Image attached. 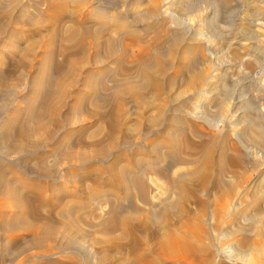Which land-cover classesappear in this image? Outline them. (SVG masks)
<instances>
[{"label": "bare ground", "instance_id": "bare-ground-1", "mask_svg": "<svg viewBox=\"0 0 264 264\" xmlns=\"http://www.w3.org/2000/svg\"><path fill=\"white\" fill-rule=\"evenodd\" d=\"M119 1L39 0L32 13L27 8L31 1L0 0L1 94L5 95L6 88L10 90V85L13 84L19 89L18 97L15 96L18 103L25 105L9 104L7 98H0V143L5 144V147L0 145V262L7 254L19 256L29 251L52 247L62 253L79 255L83 259L80 264H229L214 252V244H211L214 239L210 240L207 230L191 221L196 216H190L184 206L185 203L192 202L196 188L200 185L207 186L214 165H218V168L216 183L214 181L213 184L224 193L223 198L226 195L232 197L234 193H238L236 189L240 184L247 183L241 178L237 180V184L232 179V185H222V179L227 173L224 168L226 153L223 150L216 159L211 146L199 147L193 141L201 136L199 127L186 117L188 113H184L192 104V98L186 96L188 93H193L195 98L205 95L206 99L202 102L205 105L218 104V82H229V77L218 75V69L215 71L211 68L210 73H205L191 62L195 54L193 51L192 55L193 40L188 37L189 34L185 38L174 37L167 52L152 53L150 57L148 49L139 44L137 40L145 38L151 31L156 34L158 41L162 40L161 29L167 28L168 16L166 19L163 17L171 5L170 0H150L149 8L145 0ZM237 1L242 3L244 0ZM144 4L150 16L153 15L148 20H140L143 13L139 7L143 8ZM253 7L255 6L250 8ZM259 10L257 7L256 11L260 12ZM161 18L166 21H161ZM246 18L243 19L246 21ZM29 25L40 30L45 28L48 37L40 44L38 41L34 42L35 45L31 43L33 38L28 39L27 42L32 45L28 43L29 47H21L22 67L37 61L35 75L28 77L26 83L25 78L11 80L3 67L9 58L6 49L12 47L16 52L24 40L16 31L18 26ZM244 37H239L236 42L242 52L258 53L256 47L255 50L251 49L252 42ZM129 49H132L131 53ZM59 57H63L61 63L58 62ZM130 61H138L136 70L128 69L127 62ZM232 69L221 70L228 74ZM173 71L180 74V91H174L179 82V74L171 75ZM109 83L113 86L107 89ZM127 97L133 99L140 109L132 130L123 119L129 114L123 109V101ZM237 104L229 103L233 108ZM63 109H66L65 116ZM148 109L152 111L145 112ZM81 116L95 121L87 126L86 120L80 119ZM237 118L238 122L243 123L245 115ZM96 121L98 130L88 134ZM129 131L134 137L126 136ZM103 133H107L108 143H95V138ZM118 134L124 136L120 139L116 137ZM66 135L68 140L70 138L69 141L66 140ZM263 136V131L259 129L257 138L262 139ZM232 150L234 157L227 163L239 170L245 161L243 147H234ZM184 152L191 161L183 157ZM13 154L35 159L40 169L35 177L39 181L48 179L47 182H36V179L29 183L25 177H14L15 183L10 180L8 175L15 174L14 166L18 165L8 159ZM56 155L59 157L55 164L64 166L65 173H55L57 171H50L44 165L47 159L49 161ZM188 169L190 171L185 172ZM157 175L169 182L172 197L176 198L170 197L163 201L158 212L133 207L131 199L134 197L143 203L148 201L151 190L148 179ZM64 178V184L70 186L68 189L61 185ZM87 181L93 183L88 193L84 189ZM195 183H199L196 190ZM55 191H63L64 195L56 197ZM66 198L77 201V206L67 204ZM112 199L116 203L121 200L123 202L119 206L114 202L113 209L109 212H105L106 208H101L103 213L98 218L100 222L95 226L88 225L89 210L94 212L102 202ZM129 200L131 202L125 206L124 202ZM232 204L230 207H233ZM228 205V202H219L216 211H213L215 217L220 220L227 214ZM41 208H48L55 213L57 220L52 216H41ZM155 208L158 210V207ZM74 209L83 213L78 215L71 211ZM205 209L206 207L202 208ZM96 227L97 234L105 237L106 241L99 242L97 237H92L91 230ZM18 240L21 243L15 246ZM245 248L247 251L244 254L254 251L260 256V260H264V244L258 249ZM38 258L40 256H34L31 261ZM32 264H40V261Z\"/></svg>", "mask_w": 264, "mask_h": 264}, {"label": "rangeland", "instance_id": "rangeland-1", "mask_svg": "<svg viewBox=\"0 0 264 264\" xmlns=\"http://www.w3.org/2000/svg\"><path fill=\"white\" fill-rule=\"evenodd\" d=\"M28 1L29 2L31 1V2L29 5L30 8L28 6L27 8L29 9L30 12L32 11L33 13L35 6L37 2H39V0H28ZM149 1L150 0H145V4L147 6H148ZM119 2H122V0H120ZM243 2L244 3L246 2V3L244 4ZM145 4L143 5V8L142 6L139 7V10L142 9L140 10V12L143 13L140 20H146V19L148 20L149 18L153 17L152 14L150 16L149 14L150 12L147 9L149 8V6L147 7ZM170 4L171 5L168 6V10L166 12L170 10L171 11L168 13L165 12L164 14L165 16L163 17L165 18L168 16L167 19L165 18L167 21L163 18L160 19L161 21L165 20L167 22V28L169 29V30L167 28H164L165 30L161 29V31L163 30L161 34L162 40L158 41L156 38V34L153 31H151V33L148 32L145 35V38L138 39L137 41L139 42V44H141V46L143 45L148 49L147 53L150 57L151 55H153L152 53L157 54L160 51L167 52L170 49L169 44L173 40H175V38L177 37L179 39L185 38V36L189 34L188 37L192 38L193 40V43H191L192 44L191 46H193L192 49H194L192 50V55L195 54L194 56H192L191 62L193 61L192 63L195 66H197L200 71H204L205 73H207L208 71H209L208 73H210L212 70L215 69L216 71L218 69L220 70V71L217 70L218 75H222V76L227 75L229 77V82L221 83L219 80H218L219 82L217 81L219 83L216 88L217 89L216 92L219 93L217 94L219 98V100H217V102L219 101L218 104L214 106H211V105L209 106V104L207 105L206 103L205 105L204 103H202L204 102L203 100L206 99L205 95L204 97L196 96L195 98L193 97V93H190L191 95L188 93L186 96L188 98H192L191 100L192 102L190 101V104L191 103L192 104L188 106L189 107L188 110L185 109L184 113L185 114L188 113L186 114V117L187 118L189 117L190 119H192L190 120L188 118L190 121H192V124L194 122L199 127L198 132H199V136L200 134L201 136L199 138H195V140L193 139V141L199 147L211 146L212 147L211 149L214 150L213 151L214 157L216 155L215 157L216 159H218L220 153L223 150H224L223 152L226 153L224 154L225 155L224 157L225 165H226L224 168H225V171H227V173L222 179V185H225V186H229L230 184L232 185V182H234V180L236 181L234 182V184H237L238 183L237 180L239 181L241 178L247 181V183L245 182L243 185L240 184L239 187L236 189L239 195H237L238 193H234L232 197H228L225 194L226 197L223 198L222 195L224 193L217 190L216 187L214 186L215 184H213V182L216 180V177H217V168H218L217 167L218 165L216 166L214 165V167L212 168L210 172L209 179L206 184L207 186L200 187L201 185L199 186V183H195L194 184L195 187L193 185L194 189L198 186L199 187L196 188L197 190L195 189L196 192L192 196V199H191L192 202L191 203L188 202L189 205L185 203L184 205L185 209L189 212L190 216H194V217L196 216L191 221L200 225V227L205 228L207 232L209 233L210 240L214 239L213 241H211V244L212 245L214 244L213 245L215 248L214 252L218 253L217 255L219 256V258H222L224 261L229 262V264H264V260H260V256H258L254 251H251V252L249 251L247 253L248 255L244 254V252L247 251L245 246L249 250L250 248H254V247L258 249L259 246H263L264 244V146H263L264 138L262 139H260L259 137L257 138L259 129L263 131V135H264V130H263L264 128V13H263L264 12V0H246V1L244 0L242 1V3L241 2L238 3L237 0H174V1L170 0ZM252 5H254L255 7L250 8L252 7ZM33 6L34 8H32ZM170 7H172V9H170ZM257 7H258V10L261 9V11L259 10L260 12L256 11ZM259 7H262V8H259ZM44 8L46 7L44 6ZM252 10H255V11H252ZM251 11L254 13L251 14L252 13ZM146 12L147 13L149 12V13L147 14ZM242 17L243 18L247 17L246 21ZM18 27L17 28L19 30L17 29L16 31H18V33L22 35L24 40L23 42L19 44V48H17L19 50L15 48V50H17L16 52L14 51L12 47L10 48L12 49L11 52H10V49H6V51H8L7 57L9 58H7L6 65L3 67V69L7 71L8 75H10L11 80L16 81L17 77H20V78H25L26 83H27L28 79L31 76L35 75L34 73L37 70L36 69L37 61H34L33 64H28V65L26 64L25 67H22L21 62H20L23 59V54H21L20 52L21 47L23 46L22 49H24V47L30 44L29 41L27 42L28 39L29 40L34 39L33 41H31V43L34 45L36 44L34 42H37V41H38L37 43L40 44L42 40L47 39L48 34L45 31V28L43 27L41 30L40 28H36L33 25H29L26 27H21V26H18ZM241 36L242 37L245 36L244 37L245 39L248 38L247 40L250 43L252 42L251 49L255 50V47H256V50L258 53L253 54V52H249V53L242 52L243 51L242 48L236 45L237 39ZM260 38L262 39V41ZM35 39L37 40L35 41ZM183 43L181 45H183ZM9 44L10 43H7V45ZM37 48H38V51L40 52L39 46ZM131 50L132 49H129L128 51L131 53ZM18 51L20 52V54ZM193 51H194V54H193ZM235 51L236 53H234ZM17 55L20 56L21 58L18 57ZM62 61H63V57H59L58 62L61 63ZM18 63L21 65L22 68L19 67L20 65ZM138 65H139L138 61L127 62L128 69L132 71L136 70ZM201 67H203V69ZM225 68L226 69L233 68V69L230 70L227 74V73H224L223 70H221ZM175 73L176 75L179 74L176 71H173L171 75ZM177 78L181 79L180 74L177 75ZM180 79H179L178 85L174 87V91L178 90L179 88L181 89L182 82L180 81ZM107 86H108L107 89L108 88L110 89L113 85L109 83V85ZM13 87L14 85L11 84L10 90L9 88H6L5 95L1 94L3 90L0 89V98L2 97L7 98V100H9L8 101L9 104L16 103L17 105L20 104L21 106L24 107L25 105L20 102L18 103V100H17L19 89H16L15 87L14 89ZM9 91L10 93L8 94ZM124 101H123L124 112L128 111L129 114H126L123 119L126 120V122L129 124L132 130V126L136 123V120L138 118L136 116L140 109L137 108L138 105L133 99L127 97ZM240 101L242 103H240ZM230 102H236L238 104L237 106L233 108V106L229 105ZM153 103H155V101ZM126 106H127V109H125ZM236 108L238 111L236 110ZM226 109L230 111H227ZM63 110H62L63 111L62 113L64 114L63 116H65L66 109H63ZM150 111H152V109H148L145 112H150ZM246 114H247V117H246ZM239 115L241 116L245 115V118L242 120L243 123L238 122L237 117ZM80 119L86 120L87 126L90 125L89 123H93L95 121L91 118H88L87 116H81ZM256 123L260 124V126ZM255 125L256 126L258 125V126L256 127ZM245 128H247V130H245ZM97 130H98V127H97V121H96L95 125L91 127L90 131H88L89 132L88 134L94 133ZM200 130L201 131L203 130L204 132H201ZM254 135H256L255 138L257 139L253 138ZM106 136H107V133H103L101 134V136L98 135L94 140V141H97L95 143H98V142L103 143V144L108 143L109 138L108 136L107 137ZM123 136H121V134H118L116 137L121 139V137ZM126 136L134 137V134L131 131H129L126 133ZM249 136L250 138L248 139ZM66 138H67L66 140H68V135H66ZM258 141H262V142H258ZM0 145L2 147L3 146L5 147V144L3 143H0ZM234 147H243V150H244L243 155L245 157V161L239 170H236L235 168L231 167V165L227 163V161L230 160V158L232 160V158L234 157V154L232 152L233 151L232 149ZM225 149L227 152L225 151ZM184 153H183V157H185L186 160L190 159V157L186 154V152ZM53 157H51L49 161L47 159V161L44 162V165L46 166V168L53 172L57 171L55 173H58V172L65 173V171L63 170L64 166L55 164L57 163L56 161L58 160L59 156L56 155ZM8 159L10 162L13 161V163L18 164L14 166L15 167L14 170H16V173L15 174L10 173V176L8 175V178H10V180H12L14 183L16 182L15 178L20 179L21 177L23 178L25 177V179L29 183L34 182L37 179L35 177V174L37 175L40 169H39V165L35 163V159L31 157L23 158L21 154L20 155L13 154ZM188 161H191V159ZM145 164L146 162L143 165ZM242 168L244 169L246 168L245 171H243ZM188 171L190 170L188 169L185 172H188ZM233 173H235L234 176H232ZM215 174H216V177H215ZM33 175L34 177L32 178ZM47 180L39 181V179H37L36 182L45 183L47 182ZM62 180H63V183L61 182V185L63 184V186H67L65 185L66 179L64 178ZM64 181H65V184H64ZM166 182L168 181L161 178L160 176L158 177V175L152 176V178L150 176V178L148 179V184H149V190L150 189L151 190L149 191L148 201L146 203H143L139 198L134 197L131 199L133 200L132 202L131 200L126 201L124 202V205L128 206L129 202H131L133 207L137 209H140L143 211L147 210V211H152V212L153 211L158 212L159 207L162 205L161 203L165 201L166 199L172 197V192L169 190L171 189L170 184L169 182L168 183ZM214 183H216V181ZM75 184L77 185V182ZM92 184L93 183L91 181H87L84 184V189L86 188L85 191L87 193L89 192L88 189L92 186ZM69 187L70 186H67L66 188L68 189ZM199 188L202 189V191ZM248 189H250V191H248ZM198 190L200 193L197 192ZM62 193L63 191H57V192L55 191L54 195H56V197H62L64 195ZM135 194L136 193L134 192V195ZM207 194L209 196H207ZM172 198H176V197L173 196ZM225 199H226V202H223L225 201ZM65 202L69 205L77 206L78 204L77 201H73L71 198L69 199L66 198ZM114 202L116 203V200L115 201H113V199L109 201L106 200V202L101 203L99 209L97 208L94 209V212L92 210L90 212L89 210V212L87 213L88 214L87 221L89 222L88 225H94V226L97 225L100 222L98 220V218L101 215L100 213H103L101 208H104V209L106 208L105 212H109L111 208L113 209ZM122 202L123 201L121 200L119 203L117 202L116 205L119 206L121 205ZM217 202L226 203V204L227 202L230 203V205L227 206L228 213L223 215V217L220 220L218 219V217H215V214H214L215 212L213 213V211L218 207ZM203 203H205L204 206H203ZM231 204L233 207H230ZM247 205L248 206L250 205V206L248 207ZM155 207H158V210ZM205 207L206 209L202 210V208L204 209ZM234 208L235 209L237 208V209L235 210ZM71 211H75L78 215L83 213L81 211L78 212L75 209ZM240 213L241 215H239ZM40 215L44 217L52 216L54 220H57L56 214L53 212H50L48 208H41ZM257 215H258V218L260 219L257 218ZM105 218H107V216ZM82 226L85 227L84 225ZM243 229L246 230L248 234L246 231L244 232ZM97 231H98L97 227L91 230V232L93 233L92 237L93 238L97 237L98 238L97 240L99 242L106 241L105 237H102L99 234H97L98 233ZM242 231L243 233H241ZM0 234H2L1 231H0ZM241 234L244 236H242ZM22 237H26V236L22 235ZM19 243H21V240H18L17 242H15L14 245L18 246ZM34 256H40V258L36 259V261L38 262L40 261V264H55L54 262H56V264H74V263L80 264L83 261V259H81L79 255L73 254L72 252L62 253L61 251L59 252V250H56L51 247V248H41V249L29 251L19 256H16V255L9 256V254H7L5 256V259H3V261H1L0 264H32L36 262V261H31Z\"/></svg>", "mask_w": 264, "mask_h": 264}]
</instances>
